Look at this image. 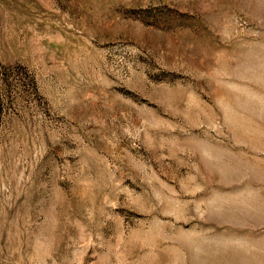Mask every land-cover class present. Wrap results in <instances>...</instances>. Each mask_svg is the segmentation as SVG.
<instances>
[{
    "label": "rangeland",
    "instance_id": "rangeland-1",
    "mask_svg": "<svg viewBox=\"0 0 264 264\" xmlns=\"http://www.w3.org/2000/svg\"><path fill=\"white\" fill-rule=\"evenodd\" d=\"M0 264H264V0H0Z\"/></svg>",
    "mask_w": 264,
    "mask_h": 264
}]
</instances>
